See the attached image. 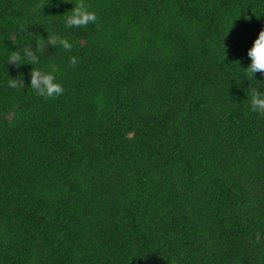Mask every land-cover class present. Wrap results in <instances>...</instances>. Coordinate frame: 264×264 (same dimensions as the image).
<instances>
[{
  "label": "trees",
  "instance_id": "16d2710c",
  "mask_svg": "<svg viewBox=\"0 0 264 264\" xmlns=\"http://www.w3.org/2000/svg\"><path fill=\"white\" fill-rule=\"evenodd\" d=\"M86 2L69 28L72 3L0 0V264H264V0ZM47 32L72 50L7 64Z\"/></svg>",
  "mask_w": 264,
  "mask_h": 264
},
{
  "label": "clouds",
  "instance_id": "9594fccd",
  "mask_svg": "<svg viewBox=\"0 0 264 264\" xmlns=\"http://www.w3.org/2000/svg\"><path fill=\"white\" fill-rule=\"evenodd\" d=\"M65 3H72L74 7L67 11L65 15V25L66 27H87L91 23H95L97 20L96 13L90 10V5L87 4L86 0H77L74 4L72 0H64ZM21 32L25 31L24 27L21 26ZM48 38L44 39L43 36L37 40L36 50L33 51L31 47H25L23 49V57L21 53L16 51H11L7 60L8 65H13L15 68L20 69L22 65L39 64V57L37 52H43L49 46L56 49L57 46L62 47L66 51H71L73 44L66 38L58 34L47 32ZM13 45H15V39H9ZM248 57L251 60L250 65L245 69L247 74L250 77L255 78L256 73H260L264 76V29H261L258 37L255 39L252 47L248 50ZM77 58L75 56L70 57V63L72 66L77 64ZM239 62V61H238ZM31 82L30 88L35 92L36 95L43 97L45 99H54L64 93L63 86L57 82L55 76V69L52 72H47L39 70L35 67H32L30 71ZM256 79V78H255ZM7 84L10 88H25V82L23 76H18L16 78H10L7 81ZM249 99L250 108L253 112L264 116V92L253 89L250 96H247ZM262 234L257 231L255 233L254 244H259L262 240Z\"/></svg>",
  "mask_w": 264,
  "mask_h": 264
}]
</instances>
